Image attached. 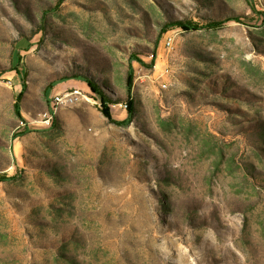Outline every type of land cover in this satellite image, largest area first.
I'll return each instance as SVG.
<instances>
[{"label":"rangeland","instance_id":"rangeland-1","mask_svg":"<svg viewBox=\"0 0 264 264\" xmlns=\"http://www.w3.org/2000/svg\"><path fill=\"white\" fill-rule=\"evenodd\" d=\"M57 1L0 0V264H264V2ZM129 64L127 124L45 95L125 119Z\"/></svg>","mask_w":264,"mask_h":264},{"label":"trees","instance_id":"trees-1","mask_svg":"<svg viewBox=\"0 0 264 264\" xmlns=\"http://www.w3.org/2000/svg\"><path fill=\"white\" fill-rule=\"evenodd\" d=\"M60 0L57 1V5L59 4ZM56 5V6H57ZM228 20H235V21H239V17L235 16V15H231L230 17H226V18H222V19H213V20H209L205 23H197V22H192L190 20H174V21H169L167 23H164L162 25V27L159 30V33H163L164 31H166L169 27L171 26H179L184 30H193V29H201V28H218L220 26H222L224 24V22L228 21ZM154 54H152L151 56V61L152 62L154 60ZM138 60L139 62H141L140 59H138L136 56L131 55L130 60ZM18 71H16L17 73ZM132 77H133V68L131 66V64H129L128 66V70L126 73V91H127V98L125 100L126 103V108L128 111V116L125 119L122 120H115L112 119L110 116V111H109V104L111 103H115L116 101H113L110 99V97H108V95H106L103 90L97 85V83L90 77L87 76H80V75H63L58 77L55 80L50 81L46 87H45V95L48 93V91L50 90V88L53 86V84H55L58 81H63L69 78H78V79H82L90 88V90H92L94 93H96L99 96V101H100V110L101 112L108 117L110 120L118 123V124H127L131 118V111L133 109V100H132V96H131V84H132ZM22 90L23 87L21 89V91H19L17 93V95L15 96V101L13 103V111L14 113L21 118V114H20V104H19V100L22 96ZM23 132V131H22ZM14 178L13 175L11 176H7V175H0V180H8V179H12Z\"/></svg>","mask_w":264,"mask_h":264},{"label":"built area","instance_id":"built-area-1","mask_svg":"<svg viewBox=\"0 0 264 264\" xmlns=\"http://www.w3.org/2000/svg\"><path fill=\"white\" fill-rule=\"evenodd\" d=\"M264 0H254L255 6H260ZM164 47L169 51L172 48V36L170 34L166 35L164 38ZM155 68V64L153 65ZM169 72V68L165 66L161 71L159 76L161 77L162 75H167ZM160 86L165 87L166 83L164 82V79L161 78L160 80ZM86 97L85 93L81 91V89L77 87H71L69 89H64L62 91H57L53 93L50 101V109L48 113H40L39 121L43 122L45 124H49L50 121L53 120V116L56 112V109L59 106H68L76 103L80 99ZM119 105L123 106L126 108V103H119ZM24 121L20 119L19 125H23Z\"/></svg>","mask_w":264,"mask_h":264},{"label":"bare ground","instance_id":"bare-ground-1","mask_svg":"<svg viewBox=\"0 0 264 264\" xmlns=\"http://www.w3.org/2000/svg\"><path fill=\"white\" fill-rule=\"evenodd\" d=\"M49 109H50V105H48L47 109L44 110V111L41 112V113H48V112H49ZM19 122H20V120H19ZM19 122H18V123H19ZM51 123H52V121L49 122V124H51Z\"/></svg>","mask_w":264,"mask_h":264},{"label":"crops","instance_id":"crops-1","mask_svg":"<svg viewBox=\"0 0 264 264\" xmlns=\"http://www.w3.org/2000/svg\"><path fill=\"white\" fill-rule=\"evenodd\" d=\"M68 81L70 82V85L76 86V84H77V81L76 80H68Z\"/></svg>","mask_w":264,"mask_h":264}]
</instances>
